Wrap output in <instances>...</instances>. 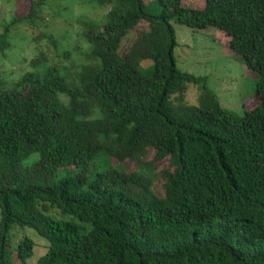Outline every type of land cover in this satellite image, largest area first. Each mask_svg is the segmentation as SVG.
Masks as SVG:
<instances>
[{
  "label": "trees",
  "instance_id": "obj_1",
  "mask_svg": "<svg viewBox=\"0 0 264 264\" xmlns=\"http://www.w3.org/2000/svg\"><path fill=\"white\" fill-rule=\"evenodd\" d=\"M153 1L159 15L147 0H95L102 26L78 22L84 63L42 54L9 86L0 76V264L16 226L47 242L36 264H264V0ZM46 2L18 5L0 59L10 27H47ZM172 21L213 29L258 75L241 118L206 78L177 71ZM189 84L194 106L182 104ZM33 249L20 239L15 261Z\"/></svg>",
  "mask_w": 264,
  "mask_h": 264
},
{
  "label": "rangeland",
  "instance_id": "obj_2",
  "mask_svg": "<svg viewBox=\"0 0 264 264\" xmlns=\"http://www.w3.org/2000/svg\"><path fill=\"white\" fill-rule=\"evenodd\" d=\"M19 4L21 6L17 12L23 15L27 10V0H0V33L3 32L5 26L10 24ZM104 10L105 8L96 5L95 0H47L41 14L51 16L52 19L46 17V28L44 26L30 28L26 24L10 27L11 48L4 58L0 59L1 79L9 86L24 74L33 73L35 69L30 66V61L38 59L42 54L48 59L47 64L50 66L66 64L67 60H75L76 64L84 63L83 52L87 50V46L84 41L76 37L83 28L78 22L87 18L94 25L101 27L104 22L101 18ZM146 12L159 15L160 8L153 0H147ZM170 24L175 33L176 47L173 55L177 71L206 78L207 87L215 93L221 107L241 118L244 114L245 102L252 99L256 93L258 75L247 70L238 57L217 44L213 38L215 36L213 29L193 31L174 21ZM145 30H147L146 23L141 22L130 33L129 41ZM42 33L52 37L56 44L54 45L52 41L39 35ZM126 48L128 47L124 48L125 51ZM69 50L71 51L70 57L64 60L62 55ZM44 67L42 65L38 70L44 71ZM139 71L145 76H152L153 62L142 61ZM198 94L197 86L187 85L182 104L196 105ZM129 167L130 170L134 168L132 164ZM10 237L12 242L9 254L10 264L19 263L14 259L13 250L20 239L27 238L34 243L33 256L26 261V264H36L38 259L46 253L47 242L30 228L13 227Z\"/></svg>",
  "mask_w": 264,
  "mask_h": 264
}]
</instances>
